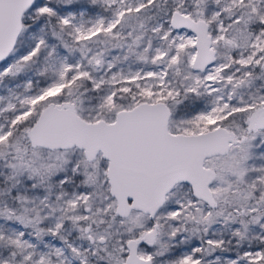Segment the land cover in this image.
<instances>
[{
  "label": "snow or ice",
  "instance_id": "obj_1",
  "mask_svg": "<svg viewBox=\"0 0 264 264\" xmlns=\"http://www.w3.org/2000/svg\"><path fill=\"white\" fill-rule=\"evenodd\" d=\"M0 264H264V0H0Z\"/></svg>",
  "mask_w": 264,
  "mask_h": 264
}]
</instances>
